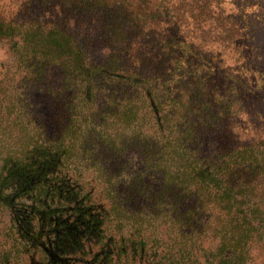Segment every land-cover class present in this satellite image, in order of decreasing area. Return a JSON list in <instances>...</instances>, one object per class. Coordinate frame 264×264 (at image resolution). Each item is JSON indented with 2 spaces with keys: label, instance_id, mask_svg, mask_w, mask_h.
Returning a JSON list of instances; mask_svg holds the SVG:
<instances>
[{
  "label": "trees",
  "instance_id": "obj_1",
  "mask_svg": "<svg viewBox=\"0 0 264 264\" xmlns=\"http://www.w3.org/2000/svg\"><path fill=\"white\" fill-rule=\"evenodd\" d=\"M230 2L0 0V264L84 210L107 264H264V46Z\"/></svg>",
  "mask_w": 264,
  "mask_h": 264
},
{
  "label": "rangeland",
  "instance_id": "obj_2",
  "mask_svg": "<svg viewBox=\"0 0 264 264\" xmlns=\"http://www.w3.org/2000/svg\"><path fill=\"white\" fill-rule=\"evenodd\" d=\"M230 3H227L230 11H237L236 4H238L237 0H229ZM248 2L246 4L245 9L249 13L252 20L255 22H259L258 26L256 25V40L259 39L260 45L264 46V0H242V3ZM241 3V4H242ZM257 24V23H256ZM20 67L14 66L10 61V56L8 53L7 46L0 47V100L3 98H10V95H20L19 84H20ZM16 87L19 91L16 90ZM42 96H36V102L38 104V111L41 112V117L45 115H49V110L51 108V102L45 100ZM18 102V101H17ZM19 103V102H18ZM43 112V114H42ZM20 108L15 107L12 113V120L10 128L13 127L15 130H6V133H14L15 135L20 134L23 135L26 130H20ZM16 120V121H15ZM15 121V122H14ZM16 123L17 125H13ZM33 133L37 132L36 130H32ZM42 132V130L40 131ZM12 143V142H10ZM21 144V143H20ZM9 218L7 214L0 213V249L1 250H10V244L12 242V234L9 227ZM11 252V251H9ZM18 258L20 260V252H18ZM27 257L24 255L22 260H25ZM20 264V261L18 262Z\"/></svg>",
  "mask_w": 264,
  "mask_h": 264
},
{
  "label": "flooded vegetation",
  "instance_id": "obj_3",
  "mask_svg": "<svg viewBox=\"0 0 264 264\" xmlns=\"http://www.w3.org/2000/svg\"><path fill=\"white\" fill-rule=\"evenodd\" d=\"M84 211L83 213L70 212L63 218L65 226L62 230H57V239L51 242L54 248L52 261L39 259L40 253L37 251L38 253L30 255L31 264H52L56 262V259L59 260V264H107L105 247L96 231V221L94 222L93 218L85 219ZM84 247L87 250H84ZM101 247L104 248L100 249ZM74 248L78 255H75ZM87 253L93 254V257L85 258L88 256Z\"/></svg>",
  "mask_w": 264,
  "mask_h": 264
}]
</instances>
